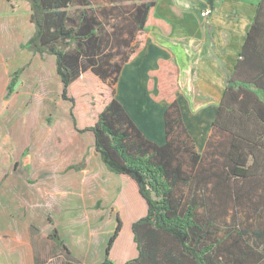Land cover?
I'll return each instance as SVG.
<instances>
[{"label":"trees","instance_id":"16d2710c","mask_svg":"<svg viewBox=\"0 0 264 264\" xmlns=\"http://www.w3.org/2000/svg\"><path fill=\"white\" fill-rule=\"evenodd\" d=\"M17 1L29 4L33 26L22 48L54 58L60 97L72 104L74 129L93 135L94 151L105 168L132 180L146 205V213L130 228L136 256L124 264H264V222L227 232L220 240L212 207L214 197L224 204L249 199L253 212L264 220V195L260 194L264 192V0L257 6L234 71L226 79L201 153L182 121L168 63L162 68L165 78L159 96L169 102L163 144L145 138L115 98L119 73L136 55L155 0ZM204 1L213 6V0ZM23 69L12 73L7 98ZM83 75L107 86L111 95L92 125L79 128L69 87ZM117 221L100 264H114L110 251L122 228ZM49 238L69 253L56 228ZM117 253L122 256L123 249Z\"/></svg>","mask_w":264,"mask_h":264},{"label":"crops","instance_id":"0c3cea01","mask_svg":"<svg viewBox=\"0 0 264 264\" xmlns=\"http://www.w3.org/2000/svg\"><path fill=\"white\" fill-rule=\"evenodd\" d=\"M259 2L213 0V6L209 7L204 0H155L150 22L138 38L136 55L122 67L114 87L115 98L145 138L158 145L165 140L163 120L169 102L159 96L165 78L162 68L168 63L174 75L172 83L177 89L173 96L182 121L197 151L203 152L226 90V79L234 71ZM20 4L17 0H0V21L11 14L15 24H20ZM27 6L22 7L23 17L29 10ZM206 9L211 12L202 18L200 12ZM15 30L12 46L23 35L22 29ZM3 37L0 36V116L6 108L4 97L11 75L19 69L17 51L10 50ZM80 118L83 124L90 117L86 113ZM11 128V133L0 134V264H45L46 243L56 250L63 264H89L87 261L92 257L87 254L89 248L84 237L86 252L80 258L77 256V231L81 222L85 225L87 221L97 222L106 213L108 229L99 238L101 242L94 256V263L100 264L109 237L118 225L117 219L122 227V218L130 230L132 223L146 213L135 184L105 168L94 151L90 132L78 134L73 124L59 122L53 132H47L46 138H52L54 144L60 139L64 153L58 160L42 158L39 165L48 171L37 175L33 184L28 172L33 157L24 152L19 158L16 128ZM83 161L80 171L58 174L66 166ZM49 214L54 217L69 253L49 239ZM119 235L110 256L124 264L136 256V250L131 231L122 244ZM119 249H123L122 256H118Z\"/></svg>","mask_w":264,"mask_h":264},{"label":"rangeland","instance_id":"374dc122","mask_svg":"<svg viewBox=\"0 0 264 264\" xmlns=\"http://www.w3.org/2000/svg\"><path fill=\"white\" fill-rule=\"evenodd\" d=\"M18 5L19 4H17V7ZM25 5L27 6L28 3L26 1H21V7L18 9L21 11L20 24L18 22L17 25L15 24L16 21L14 18L12 19L11 14L5 16V18L0 21V36L4 35L3 38L9 42L6 46H8L10 50L11 48L16 49V56L19 61L18 68H24L12 94L8 98L6 96L4 97L6 101V108L4 115L0 116V134L6 131L11 133V126L16 128V133H14V136L17 139L16 153L19 155L20 159L24 155V152L27 153V155H32L33 163L28 172L32 178V183L36 184L35 181L37 179V175L40 177L42 171H48V169L45 170L39 165L42 162V158H45L46 161H49V157H53L52 159L58 160L62 157L64 153L63 151L65 150V147L61 146L60 139L57 138L56 144H54L55 141L52 138L47 140V132H53L58 122L73 124V120L70 113L72 104L69 101H63L60 97L61 83L54 71V58L51 56L41 57L39 55H33L30 51L22 48V45L26 42L29 35L31 36L33 33V26L30 24L29 10H27L28 12L26 16L23 17L24 13L22 11V7ZM74 8L76 7L74 6L70 8L69 12L72 13ZM17 27L22 29L21 31L23 32V35L22 38L17 41L16 45L13 44L12 46L11 41L13 40V34L16 33L15 29ZM11 53H9V56ZM110 95L111 91L107 88V86L100 84L98 81L93 83L89 76L85 75H83L82 79L70 86L69 96L75 98L73 112L77 122V127L83 128L93 123L97 112L100 108H102L104 103L110 99ZM86 113L89 115L90 118H88V120L91 121V123L88 121L82 124L80 117ZM59 161L57 162L59 163ZM84 164V161L77 165L72 164L71 166H66L63 170L57 173L61 176L67 174L69 171L78 172L83 168ZM79 165H81L80 169H73ZM260 194L264 195V192H260ZM216 199L217 198L214 197L212 207L215 209L214 222L218 227L217 236L220 240H224L227 232H233L236 229L241 228L247 229L253 226L256 227L258 222H264L261 217L259 218L258 213L253 212L249 199L243 198L234 204L228 201L224 204ZM214 204L216 208L213 206ZM48 221L51 225V233V230L56 228V224L54 217L50 214L48 215ZM121 221L122 228L119 235V244L124 243L130 232L128 229L129 226H126V223L122 218ZM108 223L109 219L106 213L103 214L97 222L87 221V225L82 222L80 223V227L77 231L78 242L76 244L77 256L79 258L84 254V251L86 252V246L83 239L84 237L87 239V245L89 248L87 254L92 257L87 262H90L89 264H95L94 256L97 255L96 248L98 243L101 242H99V238L104 236L108 229ZM56 231L58 236L61 238L57 228ZM229 242L230 241H228V243ZM44 246L46 256L44 255L45 257L43 263L63 264L61 257L57 255L55 249L51 250L47 243ZM49 254L50 257H48ZM110 258L114 264L120 263L118 258L113 259L112 256H110Z\"/></svg>","mask_w":264,"mask_h":264},{"label":"built area","instance_id":"2783aa9c","mask_svg":"<svg viewBox=\"0 0 264 264\" xmlns=\"http://www.w3.org/2000/svg\"><path fill=\"white\" fill-rule=\"evenodd\" d=\"M211 10L210 9H206L205 11H201L200 15L202 16V18H206L209 16Z\"/></svg>","mask_w":264,"mask_h":264}]
</instances>
